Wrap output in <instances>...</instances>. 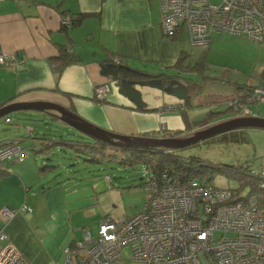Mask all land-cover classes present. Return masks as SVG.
Here are the masks:
<instances>
[{
    "label": "crops",
    "instance_id": "1",
    "mask_svg": "<svg viewBox=\"0 0 264 264\" xmlns=\"http://www.w3.org/2000/svg\"><path fill=\"white\" fill-rule=\"evenodd\" d=\"M70 13L83 15L78 23L62 27L61 15ZM160 24L159 0H0V53L11 56V61L0 63V101L10 97L56 101L97 125L122 133H158L164 123L179 124L176 114L164 112L160 106L165 99L176 105L186 98H178L156 86L136 85L146 102L139 107L118 91L116 72H102L103 63L120 62L145 73H177L173 64L181 53L190 61L194 56L205 62L206 51L222 34L211 31L207 44L196 45L191 43L184 25L168 36L163 34ZM62 45L77 54L78 59L58 69L50 58L58 55ZM184 76L195 79L192 73ZM101 82H107L110 89L98 100L93 92ZM236 87L233 96L240 93L239 84ZM26 131L28 138L45 143L37 137L38 132L33 136L34 130L30 134L27 128ZM27 137L18 134L3 139V142L17 141L27 154L21 161L2 162L0 190H7L9 182L15 183V190L0 197V205L17 206L25 201L32 210L17 212L9 219L0 217V228L32 264L61 263L62 247L83 237H76L71 226L67 208L70 200L62 187L66 181L60 183L61 178L57 177L50 181L47 176L54 171L39 173L35 156L33 173L38 177L34 175L37 179L29 181L34 186H27V179L23 178L28 168ZM56 179L59 181L55 182ZM37 183L40 187L36 194L40 198L35 202L27 190ZM43 185L48 187L41 189ZM21 190L26 193L21 194ZM39 199L45 201L42 207ZM128 259L131 260L129 256L122 257L116 264H128L125 263Z\"/></svg>",
    "mask_w": 264,
    "mask_h": 264
},
{
    "label": "rangeland",
    "instance_id": "2",
    "mask_svg": "<svg viewBox=\"0 0 264 264\" xmlns=\"http://www.w3.org/2000/svg\"><path fill=\"white\" fill-rule=\"evenodd\" d=\"M212 1L219 2L220 0ZM213 36H215L214 33ZM219 37L220 38L215 40V43L206 51V61L203 62V64H195V66H193L196 59L192 56L193 60L192 62H188V64L185 59H180L178 65L173 64V66L177 68V74L179 76H177L176 73L168 74L166 72H160L161 75H159L158 78L161 80L163 86L166 85L168 80L172 77L185 82L186 99L184 98L185 100L176 105L171 99L163 100L160 106L161 110L171 115L176 114L177 118L180 119L179 124H174L173 126L164 123L160 126V129L157 130L158 133L151 132L147 133V135L181 134L192 129L203 127L219 119L228 116L242 115L244 113L264 116V93H259L262 89L259 90L257 88L262 85V83L259 82L261 81V78H259V71L264 67V44L246 35L230 33L228 31H222ZM190 73H192L195 79L184 76ZM262 78H264V76H262ZM101 84H103L105 88L107 87V89L104 95L98 100L103 99L110 89L107 82H101L97 85L101 86ZM237 84L252 85V87H249L248 93L240 97L241 102L240 100H235V96L238 94L234 96L231 94L237 89ZM231 97H233L235 105L236 103H240L236 108H233L234 105L233 107L229 106L231 111H229L228 115H224L226 112L222 113L221 110L226 108L225 102H229L228 100H230ZM257 99H259V101ZM212 109L215 110V113L207 116L209 119L207 122L198 126L194 123L191 124V119L202 117L206 119L205 116L208 114L207 112ZM5 115L9 118L8 121L5 120ZM33 126L35 128L34 132L32 129ZM171 126H173V128H170ZM26 128L29 130L28 134L33 132V136L34 134L37 135L38 132L39 134L37 137L48 136L49 133L60 135V137L64 139H79V135L84 136L80 131L67 123L35 109L12 110L0 116V140L18 134L27 137ZM233 130H239L240 134L238 135L242 138H218L221 134L218 133L191 145L175 149V151H178L182 155H198L212 162L221 164L248 163L250 165L248 174L257 179L258 187H264V128L244 127ZM25 140V146L28 151V157L25 159V162H27L28 168L25 170L23 178L27 179V186H34V184L29 182L31 179H37L38 177L36 175L37 173H33L36 168V166H33V156L37 157L38 166H41L42 162L52 163V160L39 158V156L45 157V154H39L41 153L39 150L41 146H43L41 142H36L37 140L32 139V137H27ZM54 145L49 146V148H52ZM106 152L110 153L112 150L108 148ZM46 153L48 158L54 157L58 164L55 171L50 173L47 177H53L51 178L52 180H50L53 181L56 178L54 176L56 173L57 177L61 178L60 183L66 181V183L62 184L64 185L62 187L65 191L67 200H70V203L67 204V208L70 210V222L72 228H74L73 231L76 237H83L85 232L94 234L97 230L99 220L105 212H109L110 216L123 218L142 208L145 192L149 191L144 187L145 185H143V180L145 178L144 169L147 168L150 171L143 163L124 165L118 161L119 157L116 155H100L98 160H84L82 156H76V153L71 148L66 149L65 152L59 149H51ZM3 161L0 162V174ZM164 173L166 172H162L161 176L158 177V180H162V182L157 186H163L162 184L167 181V177H163ZM107 174L111 175V183L114 186H109L106 177ZM171 177L177 178L172 175ZM215 177L216 185H211L209 182L207 184L201 183L197 179L194 180L206 187L218 186L228 189L230 191L228 192L229 197L223 199L218 204L220 205L226 202L234 206L237 203H235V201L238 200L239 202L241 198L234 197L231 189L227 186L236 187L238 184L237 180L230 179L225 173ZM189 179L193 178H182L179 181H190ZM6 186L7 190H0V197L5 195L8 196L10 192L15 190L14 182H9ZM39 187L37 183L35 188L31 187L27 190V195L32 196L33 199L35 198V202H38L37 198H40V196L36 194ZM25 189L24 187V190ZM247 189V187H244L242 193H245ZM24 192L25 191L21 190V194H24ZM34 194L36 195L34 196ZM39 200H41V206L45 201L42 202V199ZM26 212H28V210H26ZM31 213L32 212H30V214ZM11 217L13 216H10V218ZM76 241L77 240H74L72 244L64 245L63 247L69 246L71 249L74 247L78 248V246L75 245ZM17 249L20 251L19 248ZM129 252V248L125 247L123 249V257L128 258L129 255L127 253ZM20 253L24 256L21 251ZM119 261H121V259ZM126 262H128V264H145L142 260L139 261L132 258L131 260L128 259V261H125V263Z\"/></svg>",
    "mask_w": 264,
    "mask_h": 264
},
{
    "label": "built area",
    "instance_id": "3",
    "mask_svg": "<svg viewBox=\"0 0 264 264\" xmlns=\"http://www.w3.org/2000/svg\"><path fill=\"white\" fill-rule=\"evenodd\" d=\"M159 2L165 35H174L184 25L196 45L207 44L211 31L244 34L264 44V0ZM60 21L66 26L72 22L67 14ZM7 61L11 56L0 53V63ZM257 88L264 93V86ZM106 89L97 85L94 97L99 99ZM26 154L17 141L0 145V162L20 161ZM144 172V187L149 191L140 210L123 218L104 215L94 234L87 232L75 242L78 248L63 247L61 263L47 264H115L125 247L130 258L145 264H264V207L258 205L254 193L235 201L234 206L219 205L229 197L228 189L206 187L194 179L181 182L167 173L163 174L167 181L157 186L162 180L147 168ZM16 211L0 206V217L9 219ZM0 264H31L1 230Z\"/></svg>",
    "mask_w": 264,
    "mask_h": 264
},
{
    "label": "trees",
    "instance_id": "4",
    "mask_svg": "<svg viewBox=\"0 0 264 264\" xmlns=\"http://www.w3.org/2000/svg\"><path fill=\"white\" fill-rule=\"evenodd\" d=\"M67 15L71 17V21H72L71 25H74L80 21L83 13H75V14L70 13ZM60 25L62 27H68L66 25H63L62 23ZM58 50H59L58 55L50 58L51 62L56 63L57 65L56 67L58 69H61L62 66H64L65 64L78 59V55L73 52H70L67 47L66 48L64 47V45L59 46ZM185 57H186V54L181 53L180 56L177 57L174 65H178L179 60L180 59L183 60ZM186 60H188L187 57L185 61ZM117 62L118 61H116V63ZM188 62H192V61L188 60L187 64ZM117 64L120 66L119 72L121 73L122 76L135 77V78H140V77L147 78L146 73L138 68H135L130 65L122 64V63L120 64V62H118ZM195 64L196 65L203 64L202 59L200 58L196 60L195 63H193V66H195ZM261 70H262L261 77H260L261 81L259 82H261L262 86H264V78H262V76H264V67H262ZM177 76L179 75L177 74ZM249 87H252V85L239 84L238 91L240 90L239 91L240 93L237 96H235V100L239 101L242 95H246V93H248L249 91L248 90ZM11 99H13V97L0 101V106L6 102H9ZM233 100H234L233 97H231L230 100H228L229 102H225L226 108L221 110L222 113L226 112L224 115L229 114V111H231L230 107H233L234 105L233 108H236L237 105L241 102L240 100V102L236 103L235 105ZM207 113L208 114H206L205 116L206 119L204 117L198 118V119H191V124L194 123L197 126L204 124L205 122L209 120L207 116L209 114L210 115L214 114L215 110L213 109L209 110ZM5 117L7 116L5 115ZM53 118H56V117H53ZM32 129L35 130V128H32ZM239 132H240L239 130H231V131L229 130L227 132L221 133L220 136H218V138L220 137L228 138L229 137V139H239V138H242L241 136L238 135L240 134ZM82 135L84 134L82 133ZM41 138L45 140V143L43 144V147L41 148V151L43 152V154H45V157H42V158L51 159L52 163L42 162L41 166H38L39 173L41 172L45 174L47 172L55 171V168L58 165L54 157H51V158L47 157L46 152H49L51 149L52 150L59 149L65 152L66 149L71 148L76 153V156L78 157L82 156L84 160H98L100 155H109V156L116 155L117 157H119L118 161L123 163L124 165L143 163L145 167H148L150 169L151 173H153L156 178L160 177L162 172H166L168 175L177 177V179L179 180L182 178L189 177V178L197 179L201 183L207 184L209 182L211 185H216L215 176L225 173L227 176L230 177V179H235L238 182L236 187L227 186L228 188L231 189L232 193L234 194V197L244 198L248 194L254 193L257 196L259 205L261 207H264V187H261V186L258 187L257 179H255L253 176H250L248 174L249 172L248 168L250 166L248 163H245V164H224L222 163L221 164V163L212 162L198 155H182L178 151H175V150L156 151V150L145 149V148L111 146V145H108V144H105L99 141H95L86 135L84 136L79 135L78 136L79 139H69V138L64 139L63 137H60V135L49 133L48 136H42ZM3 143L5 142H3V139H1L0 145ZM51 145H54V146L52 148H49V146ZM107 147L111 149L112 152L107 153L106 152L108 149ZM53 154H56V153H53ZM4 160H7V159H4ZM54 176L57 177V174L55 173ZM144 176L145 178L143 180V185H145V183L147 182L146 174ZM106 177L109 182V186H113V184L111 183V175L107 174ZM58 181H59L58 179L55 180V182H58ZM46 187H48V185L47 186L43 185L41 186V189H45ZM244 187H247L248 189L245 193H242V190ZM3 205H6V204H2L0 206H3ZM22 205H25L29 207L30 209L29 210L27 208L23 209L21 207ZM7 206L16 208L17 210L16 213L20 211L26 212V210L28 211L32 210L31 206L25 201L17 206H11V205H7ZM104 215H110V214H108L107 212ZM104 215H102L101 218ZM0 230L4 232L2 228H0ZM74 240L75 239L71 240L66 245L72 244ZM78 240H82V238ZM62 255H63V247H62Z\"/></svg>",
    "mask_w": 264,
    "mask_h": 264
},
{
    "label": "water",
    "instance_id": "5",
    "mask_svg": "<svg viewBox=\"0 0 264 264\" xmlns=\"http://www.w3.org/2000/svg\"><path fill=\"white\" fill-rule=\"evenodd\" d=\"M119 67L120 66L115 63H103L102 72H116L118 91L126 95L139 107H144L146 102L143 100L141 92L136 85L146 84L156 86L181 99H184L186 96V85L177 78H170L168 83L163 86L161 80L158 78V76L161 75L160 73H146L148 78L128 77L119 74ZM18 109H35L42 111L74 127L89 138L111 146L145 148L157 151L175 150L199 142L218 133L237 128H264V116L244 113L242 115L228 116L203 127L176 135L157 136L122 133L97 125L82 117L68 106L46 99L11 100L0 106V116Z\"/></svg>",
    "mask_w": 264,
    "mask_h": 264
},
{
    "label": "bare ground",
    "instance_id": "6",
    "mask_svg": "<svg viewBox=\"0 0 264 264\" xmlns=\"http://www.w3.org/2000/svg\"><path fill=\"white\" fill-rule=\"evenodd\" d=\"M262 71V70H261ZM262 89V88H261ZM258 92H259V90H258ZM259 93H262V91H260ZM258 101H259V99H257ZM259 115V114H258ZM238 129V128H237ZM257 197V196H256ZM257 203H258V200H257ZM258 205H259V203H258ZM260 206V205H259ZM122 259V258H121Z\"/></svg>",
    "mask_w": 264,
    "mask_h": 264
}]
</instances>
